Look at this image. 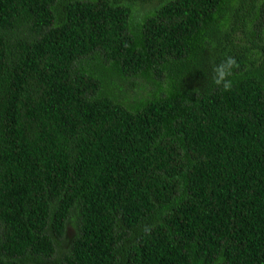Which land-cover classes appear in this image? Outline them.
<instances>
[{
  "label": "trees",
  "instance_id": "16d2710c",
  "mask_svg": "<svg viewBox=\"0 0 264 264\" xmlns=\"http://www.w3.org/2000/svg\"><path fill=\"white\" fill-rule=\"evenodd\" d=\"M141 2L0 0V264H264V0Z\"/></svg>",
  "mask_w": 264,
  "mask_h": 264
},
{
  "label": "rangeland",
  "instance_id": "374dc122",
  "mask_svg": "<svg viewBox=\"0 0 264 264\" xmlns=\"http://www.w3.org/2000/svg\"><path fill=\"white\" fill-rule=\"evenodd\" d=\"M157 0H143L144 6H148V3H152ZM112 83L109 84L110 89L119 96H124V98L129 101L134 98L144 96L149 92L151 84L147 82L143 77L138 75L132 76H119L118 74H113L111 76ZM74 226L72 222H67L64 230L63 237L59 240L57 244V249H61L67 246L68 240L73 234Z\"/></svg>",
  "mask_w": 264,
  "mask_h": 264
},
{
  "label": "clouds",
  "instance_id": "9594fccd",
  "mask_svg": "<svg viewBox=\"0 0 264 264\" xmlns=\"http://www.w3.org/2000/svg\"><path fill=\"white\" fill-rule=\"evenodd\" d=\"M240 64L236 57L230 54H225L224 58L215 64L212 68V82L218 87H222L224 91H231L234 82L233 77L235 70L239 69Z\"/></svg>",
  "mask_w": 264,
  "mask_h": 264
}]
</instances>
